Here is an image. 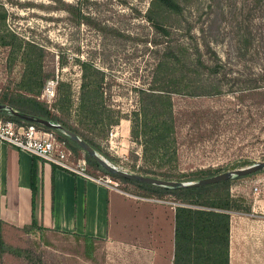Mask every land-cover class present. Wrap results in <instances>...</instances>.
Returning a JSON list of instances; mask_svg holds the SVG:
<instances>
[{
  "label": "rangeland",
  "instance_id": "1",
  "mask_svg": "<svg viewBox=\"0 0 264 264\" xmlns=\"http://www.w3.org/2000/svg\"><path fill=\"white\" fill-rule=\"evenodd\" d=\"M67 1L77 2L83 12L91 16L90 22L70 21L68 14L58 8L60 4L56 0H0V10L6 11V19L4 22L0 19V26L35 41L46 50L43 61L46 69L71 86V123L97 141L99 152L105 158L129 172H135L140 165H151L145 162L141 147L130 134V115L138 99L134 87L149 86L153 65L164 49L163 44L156 46L149 42L155 39L151 24L144 18L150 0ZM209 2L198 0L189 20L195 25L193 35L199 41L204 34L214 42L227 74L214 79L222 85L220 94L173 96L178 159L173 167L166 166L173 172L210 167L219 169L217 173H220L264 161V87L251 88L264 81V11L251 14L247 20L253 36V52L243 55L233 50V0H223L222 10L217 9L210 32L200 30L209 23ZM173 36L179 41L177 47L188 54L195 39L187 35L184 25H176ZM8 56V48L0 46V97L17 91L22 78V61L18 57L12 61ZM78 59H90L105 72L104 85L110 89L106 101L122 113L119 123L108 132L91 130L78 123L76 106L82 80ZM191 73L193 76L188 79L194 85L207 81L206 73ZM239 94L241 96L237 97ZM39 98L52 105L55 95L50 97L43 89ZM121 187L131 193L136 190L129 183L121 182ZM231 190L235 194L245 193L254 201L257 199L259 206L255 215L231 213L230 264H264L261 207L264 171L234 181ZM164 229L166 244L159 256H167L166 251L169 253L167 259L159 257L157 264H169L172 248L169 222ZM5 239L15 247L29 249L40 259L39 264H113L108 260L104 242L96 241L90 258L85 253L86 242L71 233L45 231L42 236H36L13 230ZM0 264L35 263L6 252L0 256Z\"/></svg>",
  "mask_w": 264,
  "mask_h": 264
},
{
  "label": "trees",
  "instance_id": "2",
  "mask_svg": "<svg viewBox=\"0 0 264 264\" xmlns=\"http://www.w3.org/2000/svg\"><path fill=\"white\" fill-rule=\"evenodd\" d=\"M56 2L60 4L58 8L68 14L70 21L76 24L90 22L91 16L83 12L77 2L67 0H56ZM222 4L223 0H210L209 23L205 28L201 26V31L207 29L210 32L217 9L222 10ZM196 6L198 0H150L144 13L145 20L151 24L155 33V39L149 42H153L156 46L163 44L164 49L153 65L149 86L134 87L138 99L137 107L130 115V134L132 140L141 147L145 162L151 164L140 165L135 169L136 173L163 179L192 181L220 171L206 167L187 172H173L172 169L166 168V166L173 167L178 159L173 96L220 94L222 85L214 79L225 77L227 74L224 61L216 51L214 42L207 39L204 34L201 35L200 41L196 35H193L195 25L189 20V15L193 14ZM263 11L264 0H233V31L235 32L233 50L236 53L245 55L253 52L251 50L253 36L247 20L250 19L251 14ZM0 19L2 22L5 21V10H0ZM181 24L184 25L187 35L195 39L188 54L177 47L179 41L173 36V28ZM0 46L8 48L10 60H16L18 57L23 63L20 88L1 96L0 103L8 104L13 109L31 116L60 122L101 152L100 145L95 139L88 136L78 125L71 123L70 108L73 94L70 84L58 79L52 105L39 98L46 82L55 79L54 73L48 71L43 64L46 50L35 41L22 38L15 31L3 26H0ZM78 61L82 68L76 106L78 123L91 130L108 132L110 127L119 123L122 113L113 109L106 101L110 89L109 86L104 85L105 72L90 59H78ZM191 71L206 73L207 81L200 86L194 85V82L188 79L193 76ZM256 84L251 88L264 87V81L262 85ZM240 96L241 94L237 95ZM0 118L17 123L28 122L6 111H0ZM34 124L53 132L56 140L69 148L74 158L81 155L80 151L84 152L80 145L65 133ZM85 157L91 173L102 171L120 182L129 183L136 188L134 193L137 195L170 198L177 203L173 264H230L231 213L234 211L251 213L254 204L253 198L245 193H233L232 184L236 180L254 176L264 170L206 185L169 187L110 173L89 154L85 153ZM20 231L42 236L45 231L57 230L40 224L34 218L30 224L21 227ZM71 234L86 242L85 253L92 258L95 243L101 239L85 234ZM6 252L24 256L35 264L40 263V259L29 249L15 247L2 239L0 256Z\"/></svg>",
  "mask_w": 264,
  "mask_h": 264
},
{
  "label": "crops",
  "instance_id": "3",
  "mask_svg": "<svg viewBox=\"0 0 264 264\" xmlns=\"http://www.w3.org/2000/svg\"><path fill=\"white\" fill-rule=\"evenodd\" d=\"M137 196L0 140V241L36 218L61 233L99 237L113 264H157L169 222L172 248L168 261L173 264L176 204ZM258 206L256 199L249 215H255ZM261 207L264 212V195Z\"/></svg>",
  "mask_w": 264,
  "mask_h": 264
},
{
  "label": "built area",
  "instance_id": "4",
  "mask_svg": "<svg viewBox=\"0 0 264 264\" xmlns=\"http://www.w3.org/2000/svg\"><path fill=\"white\" fill-rule=\"evenodd\" d=\"M58 79L57 77L55 79H49L46 82L44 88L45 94L50 95V97L55 95V87L58 83ZM0 140L16 146L20 150L36 155L44 161L55 164L74 174L94 180L108 188L126 192L121 187V182L111 175L106 173H91L88 170V164L84 153L74 158L71 150L57 141L53 132L40 128L34 123H17L10 119L0 118ZM137 197L158 202H167L166 199L157 197ZM172 203L177 204L174 201H172Z\"/></svg>",
  "mask_w": 264,
  "mask_h": 264
},
{
  "label": "water",
  "instance_id": "5",
  "mask_svg": "<svg viewBox=\"0 0 264 264\" xmlns=\"http://www.w3.org/2000/svg\"><path fill=\"white\" fill-rule=\"evenodd\" d=\"M0 111H6L11 113L12 115L31 122V123H37L40 125H43L49 129L61 131L68 135L70 138H72L74 141H76L80 147L83 149L84 154L87 153L90 156H92L94 159H96L100 165L109 171L110 173L123 176L129 179L147 182L155 185H161V186H169V187H187V186H200V185H206L209 183L218 182L221 180L229 179L235 176H241V175H247L254 172H258L261 170H264V161L256 162L251 165L242 166V167H236L233 169H229L220 173L213 174L211 176H207L198 180H192V181H182L177 179H163L159 177H154L151 175H143L140 173L135 172H129L124 169L119 168L115 164H112L107 158H105L97 149H95L89 142H87L85 139L80 137L77 133L67 128L65 125H63L60 122H56L50 119L37 117V116H31L25 113H22L18 110L13 109L8 104L0 103Z\"/></svg>",
  "mask_w": 264,
  "mask_h": 264
}]
</instances>
